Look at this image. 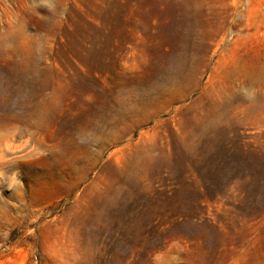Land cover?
<instances>
[{
	"label": "rangeland",
	"instance_id": "1",
	"mask_svg": "<svg viewBox=\"0 0 264 264\" xmlns=\"http://www.w3.org/2000/svg\"><path fill=\"white\" fill-rule=\"evenodd\" d=\"M0 264H264V0H0Z\"/></svg>",
	"mask_w": 264,
	"mask_h": 264
}]
</instances>
